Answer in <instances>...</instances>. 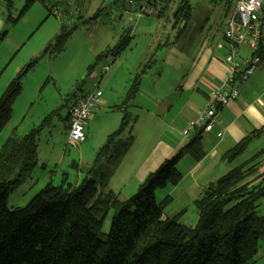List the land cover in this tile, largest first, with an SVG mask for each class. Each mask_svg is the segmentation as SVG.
I'll return each instance as SVG.
<instances>
[{"label":"trees","instance_id":"16d2710c","mask_svg":"<svg viewBox=\"0 0 264 264\" xmlns=\"http://www.w3.org/2000/svg\"><path fill=\"white\" fill-rule=\"evenodd\" d=\"M35 1L25 0L19 16L8 20L18 21ZM5 2L8 9L12 7V0ZM174 2H178L175 25L188 23L193 12L189 0H155V8L163 7L158 16ZM77 15L82 19L83 11ZM71 34L63 24L45 53L61 51ZM131 34L128 30L98 60L102 55L119 57L130 45ZM36 63L34 59L26 65L1 96L0 132L11 120L23 80ZM136 91L137 84L128 98ZM128 124V115H124L79 186L65 175L61 184L48 183L28 205L15 209L8 208V199L33 177L42 126L23 137L14 132L6 140L0 150V264H255L264 239V215L258 211L264 199V172L260 173L258 160L264 150L209 186L195 201L198 221L190 227L180 222L185 212L165 218L164 206L172 198L158 203L156 193L169 184H179L178 164L186 156L203 158L202 129L149 174L137 193L122 200L113 190L102 193L100 188L106 189L112 167L118 166L134 141L133 136L122 140ZM251 141L252 137L242 140L223 160L234 162ZM112 209L115 214L106 234L104 225Z\"/></svg>","mask_w":264,"mask_h":264},{"label":"rangeland","instance_id":"374dc122","mask_svg":"<svg viewBox=\"0 0 264 264\" xmlns=\"http://www.w3.org/2000/svg\"><path fill=\"white\" fill-rule=\"evenodd\" d=\"M12 1L14 6H12L10 12L4 9L6 8L4 1V4H1L3 7L0 6L3 9L0 11V16L4 18L5 22L4 30L0 32V98L5 91L4 82L6 78L12 74L17 65L33 55L27 65L34 59L37 60V63L34 64L35 66L28 74V78L24 79L25 92L23 95L21 94L22 99L16 105L11 120L0 132V150L18 126L23 124L19 132L22 134L30 125L37 123L36 127L42 126V132L38 137V143L42 150L48 144L54 142L59 146L54 155L59 159V150L63 151V154L67 152L71 157V160L68 161L69 163H72L74 159L77 162H81V157H83L81 156V151L84 147H81V144L72 146L67 140L69 132L65 126V119L69 114V108L65 104L70 102L74 91L82 94L94 90L97 87L96 83L102 78L103 68L108 65L113 67L119 60L123 69L130 65L131 68H136L140 71L150 70L148 77H144L146 80L144 88L149 93L150 88L156 86L153 84L152 78L158 72L162 73V70L169 71L167 64L172 53H180L182 51L188 53L190 49L193 51V47L196 49L195 47L199 46L201 38L204 40L205 38L211 39L214 37L220 43L225 30V21L235 8V0H216L215 2L214 0H189L193 11L192 18L179 42L177 35L186 21L178 22L173 27L176 22L174 13L178 7V2L169 5L163 18H145V20L152 23L150 28H147L146 24H142L143 21L140 23V20L137 21L134 17L129 19L121 16V9L118 6L119 0H87L81 7V12L83 11L84 15L82 19H79L78 15L73 11L71 15L65 14L62 7L59 6L58 0H36L16 22L11 19L8 20V17L17 18L24 7L25 0ZM96 16L97 18L95 19ZM63 24L72 31L65 47L61 51L45 53V50L47 51L49 45L59 34ZM98 26H103L112 31L113 38L111 41H97L95 34ZM128 29L132 30L131 35L133 38L121 56L114 58L113 56L102 55L98 60L97 57L105 54L108 49L115 46ZM150 31H153L154 35H146ZM176 40L179 43H176ZM123 80L121 81L122 85ZM53 111H55V114L46 121L45 119ZM131 113H137V111L134 110ZM114 116L116 115H109L106 120H114L116 118ZM24 117H26V120ZM40 117L41 119L38 122L37 119ZM131 117L122 140H127L129 136H133L136 139L138 164L140 160H143L149 154L153 143L151 139V118L145 114L141 123L134 130L136 117H132L133 119ZM122 119L123 116L121 121ZM43 122L44 125H42ZM105 126L112 128L114 123ZM104 127L102 126L97 130L95 136H97L98 140L102 136H106V133L110 131L109 128ZM115 129L117 130V128ZM116 130H113V132ZM111 133L107 134V136ZM85 144H88V141ZM133 144L134 141L132 142ZM46 153L47 151L45 153L42 151L41 160ZM89 155L90 151L84 155L88 162L86 163V169L98 157V154L93 157ZM133 156V154L130 155L128 161L133 160ZM249 157H251V151L244 153L239 158V164L249 159ZM68 162L64 161L65 164H62L58 169L49 167L46 173H43L42 169L38 170V167L33 174L34 179L26 181L11 193L8 199V208L15 209L28 205L46 187L49 181L56 177L54 172L56 170L59 171L57 172L58 176L55 178L56 181L53 182L54 185L61 184L67 172L70 173L68 180L75 182L77 171L67 167ZM39 163L41 164L42 161ZM117 169V167L113 166L110 173V176L114 177L113 183L115 185H117L120 178V172ZM132 169L129 168L128 171ZM86 175L87 173L84 174V178ZM108 186L106 189L105 187L100 188V192L106 193ZM171 188L172 185L169 184L167 187L157 191L156 199L158 203H162L165 200ZM138 190L129 194V197H132ZM195 193L190 189H186L185 183L183 187L180 186L172 194V201L164 206V217L174 218L179 213L185 212L180 218V222L195 226L199 214L194 202L197 197ZM258 211L264 215V199L261 201ZM114 214L115 210L112 209L107 216L104 225L106 234L110 231ZM255 264H264V239L259 243Z\"/></svg>","mask_w":264,"mask_h":264},{"label":"crops","instance_id":"0c3cea01","mask_svg":"<svg viewBox=\"0 0 264 264\" xmlns=\"http://www.w3.org/2000/svg\"><path fill=\"white\" fill-rule=\"evenodd\" d=\"M1 4H4L3 0H0V6ZM4 5H6L4 9L7 11L11 10L12 7L8 9L6 2ZM12 6H14V4ZM1 7L0 11L3 10ZM158 8L159 9L156 8L157 11L154 15L139 19L140 23L143 21L142 24H146L147 28H150L152 23L145 20V18H163L166 12H163L161 17H159L158 14L163 7ZM188 24L189 22H186L185 25L180 28L177 35L179 42L187 30ZM4 26V18L0 16V32L4 30ZM175 26L174 23L173 27ZM97 28L95 38L98 42L112 40L113 36L110 29H106L103 26H98ZM128 30H126L125 33ZM153 33V31H150L146 35H154ZM223 37L224 33L220 43L215 40L214 37L211 39L205 38L204 40L201 38L199 46L195 47L196 49L193 47V51L190 49L188 53H184L183 51L180 53H172L167 64L169 71L162 70V73L158 72L152 78V82L156 86L151 87L149 93L145 91L146 89L144 88L146 81L144 77H148V73H150L149 69L140 71L136 68H131L129 65L126 66L125 69L127 70L125 71V69L121 67V62H119V60H117L113 67L110 65L105 66L109 67V70L105 73L103 72L101 80L96 83V88L102 93V104L88 119L86 126L87 140L83 144L81 143V147L84 146L81 151V156H83L81 157V162H77V160L74 159L72 163H69L68 161L71 160L70 154H67V152L63 154L61 150H59L60 157L58 159L54 154L59 146L54 142L48 144L43 150L38 143V165L35 170L39 167L38 170L42 169V172L46 173L49 167L58 169L62 164H65L64 161H67V167H71L73 170L77 171L76 181L71 183L75 186H79L84 180V174L93 167L95 163L94 161L92 165H89L88 169H86V163L88 162L87 159L84 158V155L88 151H90L89 156L92 157L99 153L100 149L107 141V134L116 130L115 128L118 129L120 127L122 116L128 115V120H130L131 116L136 117L134 120L135 130L137 125L141 123L142 117L146 114V116L149 115L151 118V139L153 140L149 154L137 164V141L134 139V144L129 148L117 166V171L120 172L117 185L113 183L114 177H110L109 179L108 190L110 189L116 192L122 200L129 199V194L136 192L149 174L155 172L165 160L174 157L190 142L191 138L197 132V129H192L187 135L185 131L189 128L191 122L195 121L199 114L205 110L212 92L223 86L230 77V67L238 61L235 63L228 62L229 51ZM178 41L176 43H179ZM239 50L241 54L249 55V51L246 48H240ZM32 57L17 65L12 74L6 78L4 82L5 90ZM239 61L241 68H244V63L241 60ZM25 78L27 79L28 75ZM122 80L123 85L121 84ZM24 82L25 80H23L22 95L26 88L24 87ZM136 84V93L133 97L128 98L130 90ZM89 92L82 94H87ZM75 93L78 94V91H74L72 95L74 96ZM22 95L16 99L13 105V111L16 105L20 103L19 101L22 99ZM70 104L71 100L69 103L65 104V106L69 108ZM134 110H136L137 113H131V111ZM54 114L55 111L45 120L48 121ZM113 114L116 115L114 116L116 117L114 120H106V117ZM24 119L26 120V117H24ZM40 119L41 117L37 119L38 122ZM113 123L114 127L112 128L105 126L109 128L110 131L106 133V136H102V138L98 140L97 136H95L98 128L104 127V125L107 124L112 125ZM42 125H44V122ZM36 126L37 123H33L30 127L28 126L30 129H25L26 131L20 134L19 132L23 127L22 124L18 126L14 132L19 137H23L33 129L39 128ZM65 126L69 132V114L65 119ZM202 131L203 158L198 161L191 155H188L178 164V169L182 173L183 178L178 185H172L166 198H172V194L175 193L180 186L183 187L185 183L186 189L196 192L195 195H197V197L194 200L195 202L205 193L212 183L264 150V62L256 69L254 75L248 82L239 86L238 99L217 111L213 129L211 131ZM247 137H252V141L245 153L251 151V157L241 164H239V158L241 156L234 162L224 161L223 156ZM128 138H130V136ZM67 140L69 141V137ZM87 141L88 144H85ZM78 145L80 144L76 146ZM42 151L44 153L47 151V153L41 160ZM132 154L134 155L133 160L128 161V157ZM66 158L67 160H65ZM40 161H42L41 164L39 163ZM258 161L261 162L260 173H263L264 155H262ZM129 168L133 169L128 171ZM58 171L59 170L54 171L56 177L58 176ZM65 174H67V178L69 179L70 173L67 172ZM55 178L53 177L49 183L56 181ZM31 179L34 178L32 177Z\"/></svg>","mask_w":264,"mask_h":264},{"label":"built area","instance_id":"2783aa9c","mask_svg":"<svg viewBox=\"0 0 264 264\" xmlns=\"http://www.w3.org/2000/svg\"><path fill=\"white\" fill-rule=\"evenodd\" d=\"M7 1V0H3ZM87 0H58L67 15L78 14ZM155 0H121V16L136 20L154 15L157 9ZM65 5V6H63ZM234 11L225 21L224 42L229 51L230 77L225 84L214 90L209 97L207 107L198 118L191 122L185 131L187 135L192 129L211 131L215 125L217 111L234 102L239 97V86L248 82L256 69L264 62V0H235ZM246 48L249 55L240 53ZM241 60L245 67L239 65ZM109 67H104V73ZM102 104V93L95 88L87 94H76L69 107V142L71 145L84 143L87 140L86 126L89 117Z\"/></svg>","mask_w":264,"mask_h":264}]
</instances>
